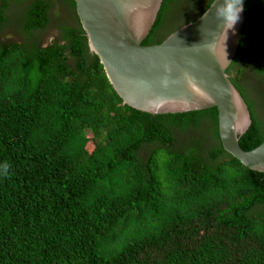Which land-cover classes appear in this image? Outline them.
I'll list each match as a JSON object with an SVG mask.
<instances>
[{
	"label": "trees",
	"instance_id": "16d2710c",
	"mask_svg": "<svg viewBox=\"0 0 264 264\" xmlns=\"http://www.w3.org/2000/svg\"><path fill=\"white\" fill-rule=\"evenodd\" d=\"M214 1L163 0L143 45ZM245 19L227 74L248 152L264 142V0ZM218 123L123 105L73 0H0V264H264V173L224 151Z\"/></svg>",
	"mask_w": 264,
	"mask_h": 264
},
{
	"label": "water",
	"instance_id": "95a60500",
	"mask_svg": "<svg viewBox=\"0 0 264 264\" xmlns=\"http://www.w3.org/2000/svg\"><path fill=\"white\" fill-rule=\"evenodd\" d=\"M73 1L89 49L123 105L153 117L217 109L224 151L250 171L264 173V142L253 151L240 147L252 119L227 74L238 55L248 0L232 29L215 16V0L198 20L151 46L143 42L163 0Z\"/></svg>",
	"mask_w": 264,
	"mask_h": 264
},
{
	"label": "clouds",
	"instance_id": "9594fccd",
	"mask_svg": "<svg viewBox=\"0 0 264 264\" xmlns=\"http://www.w3.org/2000/svg\"><path fill=\"white\" fill-rule=\"evenodd\" d=\"M213 5H215L214 14L217 19L223 20L224 27L227 30L234 28L243 12V0H216ZM2 174L7 176L8 172L5 171Z\"/></svg>",
	"mask_w": 264,
	"mask_h": 264
},
{
	"label": "rangeland",
	"instance_id": "374dc122",
	"mask_svg": "<svg viewBox=\"0 0 264 264\" xmlns=\"http://www.w3.org/2000/svg\"><path fill=\"white\" fill-rule=\"evenodd\" d=\"M7 37L5 38H2L4 41H3V43H6L5 41H7L8 43H10V42H12V41H18L19 39L15 36V34H11V33H9V34H7L6 35ZM50 37H52V34H50L49 35ZM52 40H53V37L52 38H49L48 40H47V42L49 43V44H51L52 43Z\"/></svg>",
	"mask_w": 264,
	"mask_h": 264
},
{
	"label": "flooded vegetation",
	"instance_id": "af4514ba",
	"mask_svg": "<svg viewBox=\"0 0 264 264\" xmlns=\"http://www.w3.org/2000/svg\"><path fill=\"white\" fill-rule=\"evenodd\" d=\"M236 66H238V65H236ZM238 67L240 68V67H242V66H238Z\"/></svg>",
	"mask_w": 264,
	"mask_h": 264
}]
</instances>
